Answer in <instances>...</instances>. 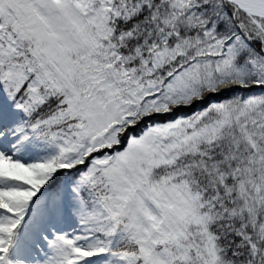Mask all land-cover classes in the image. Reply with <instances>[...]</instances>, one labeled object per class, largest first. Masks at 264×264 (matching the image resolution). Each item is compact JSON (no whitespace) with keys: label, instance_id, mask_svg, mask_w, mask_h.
Listing matches in <instances>:
<instances>
[{"label":"snow or ice","instance_id":"snow-or-ice-1","mask_svg":"<svg viewBox=\"0 0 264 264\" xmlns=\"http://www.w3.org/2000/svg\"><path fill=\"white\" fill-rule=\"evenodd\" d=\"M0 264H264V0H0Z\"/></svg>","mask_w":264,"mask_h":264}]
</instances>
